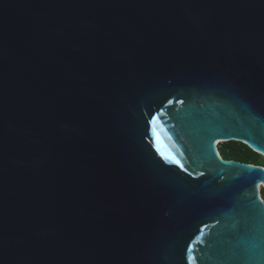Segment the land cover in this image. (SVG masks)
<instances>
[{
  "label": "water",
  "instance_id": "obj_1",
  "mask_svg": "<svg viewBox=\"0 0 264 264\" xmlns=\"http://www.w3.org/2000/svg\"><path fill=\"white\" fill-rule=\"evenodd\" d=\"M230 141L264 157V0H0V264L264 253Z\"/></svg>",
  "mask_w": 264,
  "mask_h": 264
},
{
  "label": "trees",
  "instance_id": "obj_2",
  "mask_svg": "<svg viewBox=\"0 0 264 264\" xmlns=\"http://www.w3.org/2000/svg\"><path fill=\"white\" fill-rule=\"evenodd\" d=\"M219 148L222 156L226 159H234L255 165H264L263 155L254 151L247 144L237 141H230L222 143L219 145Z\"/></svg>",
  "mask_w": 264,
  "mask_h": 264
},
{
  "label": "snow or ice",
  "instance_id": "obj_3",
  "mask_svg": "<svg viewBox=\"0 0 264 264\" xmlns=\"http://www.w3.org/2000/svg\"><path fill=\"white\" fill-rule=\"evenodd\" d=\"M190 252H191V249H189V253ZM189 258H191V256H189ZM241 264H264V253L253 249L250 252L247 260L241 262Z\"/></svg>",
  "mask_w": 264,
  "mask_h": 264
},
{
  "label": "bare ground",
  "instance_id": "obj_4",
  "mask_svg": "<svg viewBox=\"0 0 264 264\" xmlns=\"http://www.w3.org/2000/svg\"><path fill=\"white\" fill-rule=\"evenodd\" d=\"M216 145L218 146L219 145V142H216Z\"/></svg>",
  "mask_w": 264,
  "mask_h": 264
},
{
  "label": "rangeland",
  "instance_id": "obj_5",
  "mask_svg": "<svg viewBox=\"0 0 264 264\" xmlns=\"http://www.w3.org/2000/svg\"><path fill=\"white\" fill-rule=\"evenodd\" d=\"M222 144V143H221ZM221 144H219V145H221Z\"/></svg>",
  "mask_w": 264,
  "mask_h": 264
}]
</instances>
